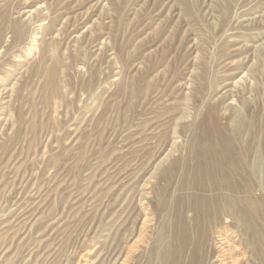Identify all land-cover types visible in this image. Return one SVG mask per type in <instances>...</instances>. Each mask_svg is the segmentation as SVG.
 <instances>
[{
    "label": "rangeland",
    "instance_id": "374dc122",
    "mask_svg": "<svg viewBox=\"0 0 264 264\" xmlns=\"http://www.w3.org/2000/svg\"><path fill=\"white\" fill-rule=\"evenodd\" d=\"M0 31V264H264L183 173L209 125L264 126V0H0Z\"/></svg>",
    "mask_w": 264,
    "mask_h": 264
},
{
    "label": "bare ground",
    "instance_id": "6f19581e",
    "mask_svg": "<svg viewBox=\"0 0 264 264\" xmlns=\"http://www.w3.org/2000/svg\"><path fill=\"white\" fill-rule=\"evenodd\" d=\"M13 31H14V35H15V36L14 35L13 36L15 38L14 39L12 38V39L14 40V42H16L17 39L20 38V36L24 35L23 34L24 28H22L21 26H19V27L14 26ZM0 38H1V31H0ZM199 91H201V90L199 89ZM197 94H199V92ZM240 95H241V93H240ZM231 103H233V102H231ZM232 107H233V105H232ZM230 112L228 110L226 114L223 113L224 114V121L227 120L228 116L230 115L228 113H230ZM235 114H236L235 117H233V119H232L233 122H231V124L229 126H219V125L211 124L208 127H206L200 133V135L197 133V135H199V136L195 137L193 139V142H191L192 146L190 149L191 150L190 153H192V158H191L192 160L190 162L191 164H190L189 170L187 171V173L185 171L183 172L186 175V183L184 184V186H185L184 189L198 191L199 192L198 194L201 197V202H198V201L192 202L191 209L193 211L192 212L193 216L196 218L195 221H197V219L200 216L203 217V219L205 218L204 224L202 225V229H203L202 236L204 237V236H206V234H211V235L213 234L215 236V242H216L215 244H218L219 246L222 243H224V242H222L223 238H224L223 236H225L227 233H231L230 237H232V232H231L232 230L229 231L230 227L228 224L230 222L236 223V224L238 223L242 227L243 224L249 222L251 214L254 216V220L257 221L256 225H257L258 231H261L262 233H264V207H262V206L256 207L255 205L254 206L250 205L249 207H247L243 203V199H247V196L249 195V193L253 189V186L258 187V188L261 187L262 189H264V126L263 125L260 126L258 124L259 121L257 122V119H256L257 117L254 114H250V115L241 114L240 115V113H236V112H235ZM199 131H200V129H199ZM190 133H191V131H190ZM194 134H196V133H194ZM188 159H187V161H188ZM168 164H170V163H168ZM170 165H172V164H170ZM180 165H181V163H180ZM168 168H170V167H168ZM161 170H163V169H161ZM184 170H186V169H184ZM163 172H165V171L163 170ZM162 176H164V174ZM168 176L169 175H167V177ZM181 176H183V175H181ZM152 193H153V191H152ZM174 205L175 204L173 203V206ZM177 206H178V203H177ZM186 208H189V207H188V205L186 206V204H184L182 206L183 212ZM147 209H149V208H147ZM144 210H146V209H144ZM186 215H188V214H186ZM175 216H178V215H175ZM147 218H149V217L147 216ZM183 218H184V216H183ZM183 218L180 217V219H183ZM143 219H145V221L147 220L146 215H145V218H143ZM175 219H176V217H175ZM174 223H175V221H174ZM146 224L148 225V223H146ZM174 229H176V228H173L171 230L173 231ZM189 231H191V230H189ZM179 232L180 231H178V233ZM170 233H171V231H170ZM172 233H174V231ZM175 233H176V231H175ZM189 233L191 235V232H189ZM180 235H181V233H180ZM183 236H181V237H183ZM168 237H169V235H168ZM178 237H180V236H178ZM194 239H196V238H194ZM237 239H239V238H237ZM178 240L179 239H177V241ZM196 240H198V238ZM173 241H175V240H173ZM182 241H185V240L183 239ZM230 241H232V240H230ZM179 242H181V241H179ZM225 244H227V241ZM169 245H170V243H169ZM177 245H178V242H177ZM235 245L236 244H234V246ZM194 246H196V245H194ZM178 247H179V245H178ZM235 247H237V246H235ZM173 248L174 247H172V249ZM199 248H201V247H199ZM228 248H230V247H228ZM218 249H217V251H218ZM230 249H232V248H230ZM184 250L186 251V249H184ZM189 250H191V249H189ZM231 251L229 252L230 254H231ZM173 252H174V250H173ZM222 252H223V254H225V253L228 254V252L225 250H222ZM222 252H220V253H222ZM191 253H193V252H191ZM191 253H190V256H191ZM210 253H211V251H210ZM193 254H195V253H193ZM233 255H232V257L234 259ZM216 256H217V254H216ZM262 256L264 257V253L262 254ZM202 258L204 259V257H202ZM216 258H215V260H217ZM225 258H227V257H225ZM200 259H201V257H200ZM230 259H231V257H230ZM189 261L190 260H188V262ZM222 261H221V263H222ZM190 263H191V261H190ZM235 263H237V262H235ZM232 264H233V262H232Z\"/></svg>",
    "mask_w": 264,
    "mask_h": 264
}]
</instances>
